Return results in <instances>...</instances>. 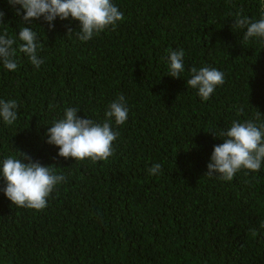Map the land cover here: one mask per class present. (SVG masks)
I'll return each mask as SVG.
<instances>
[{
  "label": "trees",
  "instance_id": "obj_1",
  "mask_svg": "<svg viewBox=\"0 0 264 264\" xmlns=\"http://www.w3.org/2000/svg\"><path fill=\"white\" fill-rule=\"evenodd\" d=\"M112 3L123 13L114 30L81 41L71 17L52 29L33 20L44 63L18 51L17 70L0 64V100L18 104L13 125L0 118V161L18 150L65 177L42 210L0 191V264H264V162L231 181L205 174L223 143L211 132L264 123V38L245 41L246 27L234 26L237 14L260 19L264 0ZM0 11V34L18 48L21 17L8 0ZM181 49L185 70L173 78L169 53ZM193 66L224 73L207 101L186 83ZM121 95L128 119L113 120L119 135L107 161L60 157L46 142L66 108L102 123Z\"/></svg>",
  "mask_w": 264,
  "mask_h": 264
},
{
  "label": "clouds",
  "instance_id": "obj_2",
  "mask_svg": "<svg viewBox=\"0 0 264 264\" xmlns=\"http://www.w3.org/2000/svg\"><path fill=\"white\" fill-rule=\"evenodd\" d=\"M8 3L22 20L18 32V40L21 43L18 48L14 47L17 44L16 38L9 37L7 32L0 34V64L9 71L17 70L18 51L25 54L36 68L44 63L38 56L42 44L38 41L37 33L30 27L33 20L43 18L49 29H52L57 18L67 20L71 17L79 21V29L74 32L81 41L92 39L109 26L114 30L117 23L123 20V13L112 0H8ZM17 5L20 7L16 8ZM4 16L5 13L0 11V22ZM26 24L29 26H25ZM234 26L246 27L243 36L245 41L253 37L264 38V5L260 19L253 21L237 14ZM70 33L73 31L69 28L68 34ZM183 58V49L169 53V76L181 77L185 70ZM186 83L189 87L197 89L199 97L207 101L216 87L224 83V73L208 66L199 69L193 66L191 78ZM17 109L16 100H0V118L7 125L16 122ZM78 111L77 108H66L64 118L48 127L46 142L59 148L60 157H71L79 161L90 158L93 163L107 161L114 154L113 141L119 135L113 128V120L114 124L119 126L128 119L129 109L125 97L121 95L108 105L102 123L81 118L77 115ZM260 115L258 111L257 119ZM211 133L217 138L223 137V143L213 148L205 173L207 176L219 174L220 179L231 181L241 169L253 172L260 170L264 162V123L234 120L227 131ZM17 152L18 157L8 156L0 161V176L6 182V186L0 188V191L18 207L42 210L47 206L46 198L65 177L55 174L52 165L44 166L38 160L34 161L27 153L18 150ZM148 171L150 175H156L161 171V165L154 164Z\"/></svg>",
  "mask_w": 264,
  "mask_h": 264
}]
</instances>
